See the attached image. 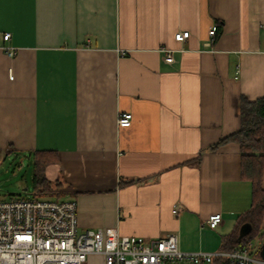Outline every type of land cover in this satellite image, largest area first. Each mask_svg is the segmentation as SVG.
<instances>
[{"label": "crops", "instance_id": "0c3cea01", "mask_svg": "<svg viewBox=\"0 0 264 264\" xmlns=\"http://www.w3.org/2000/svg\"><path fill=\"white\" fill-rule=\"evenodd\" d=\"M1 46L17 54L0 51V151L57 153L45 177L76 201L79 233L232 250L252 186L237 144L211 148L239 131L241 98L264 96V0H0ZM254 240L261 256L264 221Z\"/></svg>", "mask_w": 264, "mask_h": 264}, {"label": "built area", "instance_id": "2783aa9c", "mask_svg": "<svg viewBox=\"0 0 264 264\" xmlns=\"http://www.w3.org/2000/svg\"><path fill=\"white\" fill-rule=\"evenodd\" d=\"M213 27L210 36L215 37ZM189 32H179L175 40L185 42ZM5 42L11 34L3 36ZM9 57L17 49L1 46ZM165 61L172 63V51L162 48ZM132 114L120 113L119 127H130ZM183 211L175 207V217ZM222 214H214L206 225L217 228ZM79 218L76 201L10 200L0 201V264H85L89 257L101 255L104 264H213L227 260L231 264H264V258L249 248L216 252H183L176 234L146 242L139 237H124L116 229L78 232Z\"/></svg>", "mask_w": 264, "mask_h": 264}, {"label": "trees", "instance_id": "16d2710c", "mask_svg": "<svg viewBox=\"0 0 264 264\" xmlns=\"http://www.w3.org/2000/svg\"><path fill=\"white\" fill-rule=\"evenodd\" d=\"M215 37L221 32V24L217 23ZM240 129L229 137L222 139L216 146L235 143L240 150L241 178L250 182L252 186V204L250 209L242 215L241 225L249 223L251 233L242 240L235 236L227 237L232 242V249L249 248L252 241L261 236L264 221V96L256 100L241 98L239 103ZM11 151H15L11 149ZM57 153L51 151H35L33 153V194L30 199L37 201L39 197L59 196L58 182L52 183L45 177V168L57 162ZM136 181L124 182L127 185ZM229 238V239H228Z\"/></svg>", "mask_w": 264, "mask_h": 264}, {"label": "rangeland", "instance_id": "374dc122", "mask_svg": "<svg viewBox=\"0 0 264 264\" xmlns=\"http://www.w3.org/2000/svg\"><path fill=\"white\" fill-rule=\"evenodd\" d=\"M33 164L24 154L0 151V201L30 199L33 194ZM38 200L63 201L56 197H39ZM253 252L258 243L253 240Z\"/></svg>", "mask_w": 264, "mask_h": 264}, {"label": "water", "instance_id": "95a60500", "mask_svg": "<svg viewBox=\"0 0 264 264\" xmlns=\"http://www.w3.org/2000/svg\"><path fill=\"white\" fill-rule=\"evenodd\" d=\"M251 231H252V227L249 223L242 225L239 232V239L242 240L243 238L248 236L251 233ZM261 257L264 258V244L261 248Z\"/></svg>", "mask_w": 264, "mask_h": 264}]
</instances>
